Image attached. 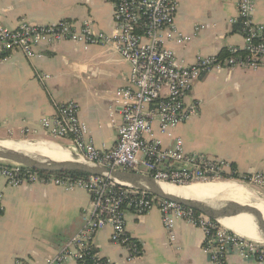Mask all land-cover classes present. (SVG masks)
<instances>
[{"label": "crops", "instance_id": "0c3cea01", "mask_svg": "<svg viewBox=\"0 0 264 264\" xmlns=\"http://www.w3.org/2000/svg\"><path fill=\"white\" fill-rule=\"evenodd\" d=\"M238 2L178 0L177 27L192 39L184 44L168 41L167 45L187 64L200 57L219 56L232 46L242 47L243 35L231 22L238 16ZM87 18L95 31L111 33L112 3L0 0V22L11 28L24 20L38 24L70 20L80 27ZM254 18L264 22V0L257 1ZM130 69V64L108 46L86 49L72 41L48 46L33 58L21 51L8 53L0 58V134L13 137L19 131L18 136H22V130L28 128L25 139L47 141L63 149L67 147L61 141H65L73 148L69 139L49 135L41 120L54 114L57 104L75 100L94 144L109 149L118 140L122 120L115 92L126 85ZM40 73L50 77L41 80ZM193 99L200 102L199 113L173 130L175 137L183 139L185 150L227 160L240 175L264 171V68L212 69L194 85L189 97ZM158 134L166 146L173 144V137ZM256 190L264 198V189ZM0 192L4 195L0 264H45L80 230L91 201L85 189L52 184L0 183ZM126 228L138 241L141 253L129 257L127 247L113 242L112 229L106 226L94 239L100 256L115 264H209L202 229L178 220L176 240L171 242L158 208L140 216L128 211ZM227 258L230 263L261 264L235 253ZM65 264L79 263L70 259Z\"/></svg>", "mask_w": 264, "mask_h": 264}, {"label": "built area", "instance_id": "2783aa9c", "mask_svg": "<svg viewBox=\"0 0 264 264\" xmlns=\"http://www.w3.org/2000/svg\"><path fill=\"white\" fill-rule=\"evenodd\" d=\"M107 1L113 5L111 33L95 31L90 18L80 27L70 20L51 24L24 20L14 28L0 22V49L8 53L21 51L33 58L40 56L48 46L72 41L86 49L92 45L108 46L131 66L126 85L117 89L114 96L122 120L113 147L101 149L94 144L75 100L57 104L54 114L42 118V128L55 138L69 139L73 148H65L67 151L112 169L138 171L176 185L236 182L238 179L264 189V171L240 175L227 160L188 153L183 139L173 133L178 125L199 113L200 102L189 97L204 74L212 69L264 68V22L254 18L258 0H239L238 16L231 20L234 24L240 23L242 47H230V54L225 58L200 57L192 64L179 59L167 45L168 41L184 44L192 39L177 27L178 0ZM49 77L39 74L41 80ZM28 132V128L22 130L23 135ZM158 133L173 137V144L166 146ZM0 183L10 186L52 184L66 189L82 188L90 193V208L83 215L82 227L56 255L48 257L45 264H65L70 259L79 264H115L112 259L100 256L94 243L98 231L106 226L112 229L113 242L127 247L129 257L138 256L141 247L127 232L126 213L132 211L140 216L153 208L160 210L171 242L176 240L178 220L202 229L209 264H237L228 261L229 253L264 264L263 240L240 236L219 220L191 207L135 189L109 176H57L0 159ZM3 197L0 192V211Z\"/></svg>", "mask_w": 264, "mask_h": 264}, {"label": "water", "instance_id": "95a60500", "mask_svg": "<svg viewBox=\"0 0 264 264\" xmlns=\"http://www.w3.org/2000/svg\"><path fill=\"white\" fill-rule=\"evenodd\" d=\"M30 143L37 142L31 141ZM69 153L71 154L72 158L68 160L44 161L0 144L1 160L17 162L27 167L46 172L83 171L91 175L109 176L120 182L128 184L135 189L146 191L163 199L171 200L187 207H191L216 220H219L220 216L229 214L238 209H253L259 213L260 225L264 230V215L262 211L255 206V204H257L261 200L264 201V199L258 200L256 202H250V199L252 198L250 196L249 203L244 205L238 201L228 198L214 201H200L192 198H186L181 195L164 190L160 185V182L163 181H159L148 174L132 170L112 169L110 167L100 165L94 161H90L86 157H79L71 152ZM261 240L264 241V239Z\"/></svg>", "mask_w": 264, "mask_h": 264}, {"label": "bare ground", "instance_id": "6f19581e", "mask_svg": "<svg viewBox=\"0 0 264 264\" xmlns=\"http://www.w3.org/2000/svg\"><path fill=\"white\" fill-rule=\"evenodd\" d=\"M0 144L44 161H64L72 158L71 154L66 149L58 148L49 142L22 143L2 140ZM160 185L166 191L200 201H214L211 200L213 198H228L246 204L251 196L249 190L244 188L241 184L232 181H221L220 183L215 182L206 185L199 183L173 185L160 182ZM255 206L260 209L264 215V201H259ZM219 220L222 225L240 236H250L249 238L253 237L252 239H264V230L260 225L259 213L253 209H238L229 214L220 216ZM233 228H238L245 235H242Z\"/></svg>", "mask_w": 264, "mask_h": 264}, {"label": "rangeland", "instance_id": "374dc122", "mask_svg": "<svg viewBox=\"0 0 264 264\" xmlns=\"http://www.w3.org/2000/svg\"><path fill=\"white\" fill-rule=\"evenodd\" d=\"M8 135L9 136H4V135H2V134H0V141H2V140H10V141H15V142H22V143H27V142H34L35 140H28V139H25V136H18L19 135V131H16V132H14V134H13V137L12 136H10V134L8 133ZM21 137V138H20ZM14 138H18V140L17 139H14ZM27 138V137H26ZM47 142V141H46ZM62 142V144L64 145V146H66L68 149H71L72 147H71V145H70V143H67V142H65V141H61ZM231 180V179H230ZM236 180V182L235 183H242L240 180H238V179H235ZM232 181V180H231ZM222 182H224V180L222 181ZM232 182H234V180L232 181ZM216 183H220L219 181H216ZM199 184H202V185H206V184H210V183H205V184H203V183H199ZM244 186V188H246L247 190H249L250 192H251V199H250V202H256V201H258V200H261V199H264L263 198V196L260 194V193H258V191L256 190V188H259V187H257V186H254V185H251V184H246L245 182H243L242 183ZM260 189V188H259ZM211 200H219V199H217V198H213V199H211ZM249 203V201H247L246 202V204H248ZM246 204H244V205H246ZM234 230H236V231H238V232H240V230L238 229V228H233ZM241 233V232H240ZM242 235H244L243 233H241ZM248 237H250V236H248ZM251 238H253V237H251ZM254 239H256V238H254Z\"/></svg>", "mask_w": 264, "mask_h": 264}, {"label": "trees", "instance_id": "16d2710c", "mask_svg": "<svg viewBox=\"0 0 264 264\" xmlns=\"http://www.w3.org/2000/svg\"><path fill=\"white\" fill-rule=\"evenodd\" d=\"M239 27H240V23L235 24V30L238 29ZM7 54H8L7 51H1L0 50V58L4 57ZM229 54H230L229 49H223L221 51V53L219 54V56L222 58H225V57L229 56ZM53 174H55L57 176L71 175L73 177H78V178H86L90 175V174L83 172V171H62V172H53Z\"/></svg>", "mask_w": 264, "mask_h": 264}]
</instances>
